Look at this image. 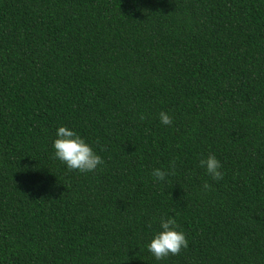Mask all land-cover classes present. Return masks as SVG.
<instances>
[{"label": "trees", "instance_id": "trees-1", "mask_svg": "<svg viewBox=\"0 0 264 264\" xmlns=\"http://www.w3.org/2000/svg\"><path fill=\"white\" fill-rule=\"evenodd\" d=\"M0 264H264V0H0Z\"/></svg>", "mask_w": 264, "mask_h": 264}, {"label": "clouds", "instance_id": "clouds-1", "mask_svg": "<svg viewBox=\"0 0 264 264\" xmlns=\"http://www.w3.org/2000/svg\"><path fill=\"white\" fill-rule=\"evenodd\" d=\"M160 121L164 125L172 123V117L161 112ZM141 120L145 119L143 115ZM57 139L54 141L55 158L66 164L69 170H78L81 173L92 172L99 165L104 163L101 156L97 155L93 149L81 138L75 131L61 126L57 130ZM174 163V162H173ZM200 166L205 167L207 173L214 180H221L224 173L220 171L221 163L215 155H209L207 159L200 160ZM152 175L158 181H163L168 175L161 169H154ZM210 185L205 183L204 188L208 189ZM160 226L162 231L154 236L148 245V250L157 260L164 259L171 255H179L182 249L188 247V240L185 234L177 231L178 225L173 217L161 218Z\"/></svg>", "mask_w": 264, "mask_h": 264}]
</instances>
